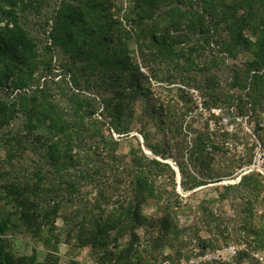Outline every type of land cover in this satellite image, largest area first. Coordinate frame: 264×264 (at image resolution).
<instances>
[{
	"label": "trees",
	"instance_id": "16d2710c",
	"mask_svg": "<svg viewBox=\"0 0 264 264\" xmlns=\"http://www.w3.org/2000/svg\"><path fill=\"white\" fill-rule=\"evenodd\" d=\"M54 1L52 13L45 14L41 25L47 27H44L45 41L33 36L26 27L27 11L39 12L41 0H0V147H7L5 162L9 164L19 150L22 153L30 150L38 157L30 175L6 181L0 187V198L8 205L0 207V264H25L23 257L13 256L5 239L18 230L41 241L46 249L56 248L61 237L78 248L89 247L99 255L98 264H150L151 259L159 258L158 248L173 247L176 241L184 239L175 206L165 202L161 212L152 217L141 213L143 202L163 199L164 192L157 182L166 165L155 157L163 154L148 142L146 135L144 144L155 156H148L140 148L130 150L126 164L128 193L119 204L102 206L99 199L106 198L98 188L91 209L73 208L71 214L72 219L77 218L76 223L65 228L54 224L58 214L67 209V202L83 198L81 182L87 186L102 180L100 173L105 164L97 160L99 148L114 153L112 146L118 144L113 139L105 140L102 123L92 117L94 99L66 93L69 104L60 107L47 84L32 85L40 80L43 71L53 69L54 52L64 57L62 65L71 72L75 87L84 78L86 83L91 79L97 88L103 85L111 90V99L115 97L116 101L109 125L115 132L127 130L128 122L125 123L123 115L131 100L145 96L143 74L129 51L132 34L112 11L113 0ZM129 1L131 13L135 14V18L132 15L128 19L132 33L144 19L152 21L139 30L141 35L151 34L152 46L165 59L172 61L178 56L168 34L171 26L183 22L187 32L200 34L199 38L213 49L218 47L233 57L241 52L249 54L241 67L230 68L229 86L238 87L241 92L226 94V100L255 114L264 110V0ZM163 21L167 25L159 24ZM223 30L226 36L221 34ZM143 46L150 48L146 40L140 47ZM218 62L215 56L211 59V64ZM103 101L110 104L105 98ZM18 121L20 124L14 127ZM93 136L99 144L87 146ZM92 147L94 150L90 151ZM116 166L112 174L121 178L120 163ZM250 180L255 182V188L261 185L256 174L241 176L237 185L248 184ZM138 228L149 233L147 243L152 241L158 246L153 253L149 252L150 256L139 239L123 240L126 235H134ZM155 230L158 237H152ZM255 234L258 246L264 244V226ZM187 256L180 252L170 254L169 264ZM26 260L30 264H46L34 257Z\"/></svg>",
	"mask_w": 264,
	"mask_h": 264
},
{
	"label": "rangeland",
	"instance_id": "374dc122",
	"mask_svg": "<svg viewBox=\"0 0 264 264\" xmlns=\"http://www.w3.org/2000/svg\"><path fill=\"white\" fill-rule=\"evenodd\" d=\"M129 2L113 0L112 11L132 34L128 40L129 51L132 61L143 74L141 84L145 96L132 99L124 109L125 123L128 122L126 131L115 132L110 128L116 101L115 97L111 99V90L103 85L97 88L91 79L86 83L84 78L75 87L70 78L71 72L62 65L65 59L59 52L53 54V69L43 71L40 80L32 83L33 86L47 84L53 100L60 107L69 104L66 93L75 92L94 99L92 117L102 123L103 137L106 141L113 139L118 142L112 146L114 153H109L108 148L103 151L99 148L97 160L105 164L100 173L102 180L87 186L81 182L83 198L67 202L68 207L58 214L55 226L65 228L69 223H76L77 218L72 219L73 208L91 209L96 202L98 188L106 198L99 199L102 206L119 204L128 193L126 164L130 150L140 148L148 156H155L144 144L143 136L146 135L148 142L163 154L155 157L166 165L163 177H159L157 182L164 192L163 199L143 202L141 213L152 217L161 212L165 202L175 206V216L184 239L176 241L173 247L158 248L159 258L151 259L150 264H169V255L174 256L176 252L188 255L176 260V264H264V244L258 246L255 234L264 226V160H257L258 152H264V110L255 114L246 107L239 109L226 100V94L241 92L238 87L229 86L230 68L241 67L249 54L241 52L233 57L218 47L213 49L199 38L200 34L187 32L183 22L171 26L173 28L168 34L178 56L172 61L165 59L152 46L151 34L141 35L139 30L142 25L148 27L152 21L144 19L143 24L132 33L128 19L133 13ZM54 3V0H41L39 12L35 9L27 11L26 27L33 36L38 35L46 41L47 32L41 25L45 14L52 13ZM159 24L167 25L165 21ZM221 34L226 36L224 30ZM185 36L189 39H184ZM144 40L149 42V49L140 47ZM214 56L219 62L211 64ZM32 88L27 89L31 91ZM103 98L110 104L106 105ZM18 124L19 121L14 127ZM96 144L99 141L94 136L86 143L87 146ZM210 144L217 147L212 148ZM202 145L204 149H201ZM93 150L94 147L90 151ZM6 151L7 147H0V187L6 181L30 175L38 161L30 150H24V153L19 150L14 152L16 157L9 164L5 162ZM117 163H120L118 172L123 174L121 178L112 174ZM246 174H256L262 186L255 188L253 180L237 185L241 176ZM2 206L8 207L0 198ZM158 235L155 230L152 237ZM128 237L139 239L147 256L158 247L152 241H145L149 233L142 228H138L134 235H126L123 240L127 241ZM61 238L56 248L46 249L41 241L27 232L18 230L5 237L13 256L16 259L23 257L25 264H30L26 260L30 257L46 264H98L99 255H95L89 247L78 248L73 243H67L65 237Z\"/></svg>",
	"mask_w": 264,
	"mask_h": 264
},
{
	"label": "built area",
	"instance_id": "2783aa9c",
	"mask_svg": "<svg viewBox=\"0 0 264 264\" xmlns=\"http://www.w3.org/2000/svg\"><path fill=\"white\" fill-rule=\"evenodd\" d=\"M259 159H262V160H264V152H258V155H257V160H259ZM258 171H260L259 169H258Z\"/></svg>",
	"mask_w": 264,
	"mask_h": 264
}]
</instances>
